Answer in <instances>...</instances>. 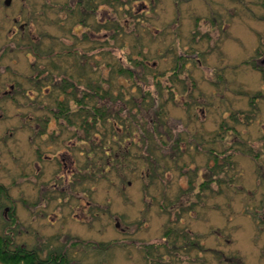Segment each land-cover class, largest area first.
<instances>
[{
    "label": "rangeland",
    "instance_id": "obj_1",
    "mask_svg": "<svg viewBox=\"0 0 264 264\" xmlns=\"http://www.w3.org/2000/svg\"><path fill=\"white\" fill-rule=\"evenodd\" d=\"M8 2L11 248L72 264H264V0Z\"/></svg>",
    "mask_w": 264,
    "mask_h": 264
},
{
    "label": "trees",
    "instance_id": "obj_2",
    "mask_svg": "<svg viewBox=\"0 0 264 264\" xmlns=\"http://www.w3.org/2000/svg\"><path fill=\"white\" fill-rule=\"evenodd\" d=\"M81 100L82 99H79L77 102L80 103ZM65 108L66 107H61V112L65 111ZM93 115L106 117V112L103 109L94 108ZM160 118L161 115H159L158 119ZM84 124H88V120H85ZM90 128H88V130ZM151 153H153V151H151ZM12 244H14L12 239L8 236L0 235V261L5 264H72L71 261L68 260L67 255L60 252H51L47 257L43 258L39 255L36 248L29 250L25 246L20 247L18 245H13L14 248H11Z\"/></svg>",
    "mask_w": 264,
    "mask_h": 264
},
{
    "label": "flooded vegetation",
    "instance_id": "obj_3",
    "mask_svg": "<svg viewBox=\"0 0 264 264\" xmlns=\"http://www.w3.org/2000/svg\"><path fill=\"white\" fill-rule=\"evenodd\" d=\"M10 2V3H9ZM9 2L7 3L8 5H12L13 0H9ZM91 9L94 11L93 6L91 7ZM84 23V21H82ZM12 88H14L13 86H11ZM4 93H7V91H4Z\"/></svg>",
    "mask_w": 264,
    "mask_h": 264
}]
</instances>
